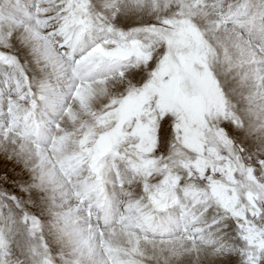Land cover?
I'll return each mask as SVG.
<instances>
[{
  "label": "snow or ice",
  "instance_id": "1",
  "mask_svg": "<svg viewBox=\"0 0 264 264\" xmlns=\"http://www.w3.org/2000/svg\"><path fill=\"white\" fill-rule=\"evenodd\" d=\"M0 264H264V0H0Z\"/></svg>",
  "mask_w": 264,
  "mask_h": 264
}]
</instances>
